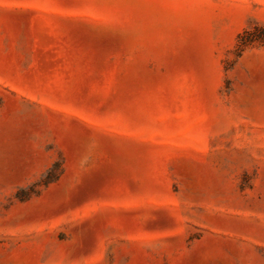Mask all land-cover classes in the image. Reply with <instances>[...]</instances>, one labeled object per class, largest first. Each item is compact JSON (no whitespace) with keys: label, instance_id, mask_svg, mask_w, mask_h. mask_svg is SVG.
Here are the masks:
<instances>
[{"label":"rangeland","instance_id":"obj_1","mask_svg":"<svg viewBox=\"0 0 264 264\" xmlns=\"http://www.w3.org/2000/svg\"><path fill=\"white\" fill-rule=\"evenodd\" d=\"M264 0H0V264H264Z\"/></svg>","mask_w":264,"mask_h":264},{"label":"trees","instance_id":"obj_2","mask_svg":"<svg viewBox=\"0 0 264 264\" xmlns=\"http://www.w3.org/2000/svg\"><path fill=\"white\" fill-rule=\"evenodd\" d=\"M264 35H258L257 37L253 36L251 37V35H247V34H243L240 36V48L241 50L243 49L244 46H246L247 44H249L250 42H252L253 40H256L257 38H263Z\"/></svg>","mask_w":264,"mask_h":264}]
</instances>
